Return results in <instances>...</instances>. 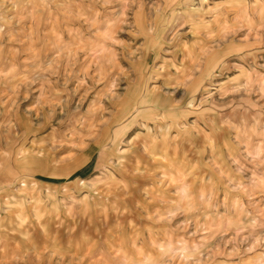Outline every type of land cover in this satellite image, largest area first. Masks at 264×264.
<instances>
[{"label":"rangeland","instance_id":"obj_1","mask_svg":"<svg viewBox=\"0 0 264 264\" xmlns=\"http://www.w3.org/2000/svg\"><path fill=\"white\" fill-rule=\"evenodd\" d=\"M32 101L55 133L23 137L44 145L36 168L83 182L49 203L66 232L37 235L21 264L264 249V0H0V195ZM84 200L97 220L75 215Z\"/></svg>","mask_w":264,"mask_h":264},{"label":"crops","instance_id":"obj_2","mask_svg":"<svg viewBox=\"0 0 264 264\" xmlns=\"http://www.w3.org/2000/svg\"><path fill=\"white\" fill-rule=\"evenodd\" d=\"M27 108L28 110H22L21 114L17 115L19 122L17 127L18 131L16 132L20 135L18 133L16 135L20 140L18 148L11 153L12 156L10 158V169L15 172L12 184H9L5 192L0 195V264H21L19 255L25 250L30 252L35 250L34 239H36L37 235H40L48 241L47 233L49 231H54V234L58 232L61 235L65 233L66 228L64 230L59 228L57 226L58 222L54 221L56 213L51 215L49 203L54 202L56 197L59 200L64 190L67 191L66 193H69L71 189H74L80 182H83L70 176L75 171L71 165L69 170L67 169L66 175H51L36 168L39 159L47 160L45 154L42 152L44 145L37 146V143L33 142L32 144L36 146H29V142H25V139L27 137L36 138L40 136V138H43L42 143H46L55 136L54 125L51 126V123L44 124L43 122L45 120L42 121L37 118L36 103L33 101L27 105ZM21 140H23V143L20 142ZM53 140L48 143L53 142ZM262 173L264 174V171ZM241 190L247 191L246 196L248 197L252 195V189L250 187H243ZM80 195L78 194L76 199L81 200ZM62 198L64 197L62 196ZM262 198L264 196L261 194L253 197V199L257 200ZM242 199H237L235 196V207H244L246 201H251L246 197V201L243 204ZM88 204L93 205L92 200H84L83 203L79 202L77 205L78 213L76 212L75 215L82 219L86 217L94 219L92 217H95L97 220L96 214H94L97 211L95 209H91L86 216ZM97 226L95 225V227ZM89 229H92V227ZM75 231H82V225L73 224L69 230L71 234L75 235V241H77ZM229 252L230 248L226 244L224 247H221L222 257L219 260L221 263L216 264H264V249L262 250V247L254 250L251 254L254 259L252 262H244L246 258L241 255L244 251H242L240 246H238L236 254L231 253L233 255L232 257H230ZM247 259L249 260L250 258Z\"/></svg>","mask_w":264,"mask_h":264}]
</instances>
